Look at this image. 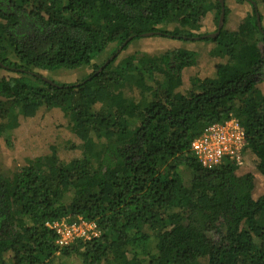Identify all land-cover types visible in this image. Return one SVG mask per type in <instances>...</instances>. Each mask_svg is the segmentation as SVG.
<instances>
[{
	"label": "trees",
	"instance_id": "1",
	"mask_svg": "<svg viewBox=\"0 0 264 264\" xmlns=\"http://www.w3.org/2000/svg\"><path fill=\"white\" fill-rule=\"evenodd\" d=\"M215 37L201 23L219 0H0V134L17 117L56 109L72 134L0 174V264H264V28L256 2ZM256 1V2H253ZM228 8L224 5V19ZM259 21L261 18L259 16ZM209 42L122 57L138 38ZM117 56L74 83L40 71L90 65L111 44ZM122 57V58H121ZM115 62V63H114ZM235 119L245 134L241 168L201 165L191 141ZM93 221L99 235L59 247L45 223Z\"/></svg>",
	"mask_w": 264,
	"mask_h": 264
},
{
	"label": "rangeland",
	"instance_id": "2",
	"mask_svg": "<svg viewBox=\"0 0 264 264\" xmlns=\"http://www.w3.org/2000/svg\"><path fill=\"white\" fill-rule=\"evenodd\" d=\"M223 3L228 8V14L223 21V26L229 30L235 29L242 21L244 13L251 12L252 10L247 1L223 0ZM256 9L261 18V26L264 28V4L260 1L256 2ZM201 23L203 31L206 33L214 32L217 27L212 12L202 18ZM211 46L212 44L209 42L188 43L186 41L150 36L132 40L124 50L122 57L135 52L152 55L174 48H188L196 52L197 59L196 65L190 69V74L202 76L201 67L207 59ZM114 48L115 44L113 43L102 51L99 57L94 59L90 65H82L74 69L40 71V74L47 81L55 83L82 81L93 71L94 65H100L112 56L110 52ZM10 75L12 73L0 67V78ZM260 88L264 94V83L260 84ZM5 137V133L0 134V174L7 177H11L19 165L26 164L37 155L49 152L51 148H55L62 154L67 155V147L73 142L66 118L56 109H49L32 117L18 115L17 125L14 133H11L8 147H4ZM248 170V167L242 165L237 170V174H243ZM253 192L256 195H261L264 192V186L255 181ZM75 264H79V262Z\"/></svg>",
	"mask_w": 264,
	"mask_h": 264
},
{
	"label": "built area",
	"instance_id": "3",
	"mask_svg": "<svg viewBox=\"0 0 264 264\" xmlns=\"http://www.w3.org/2000/svg\"><path fill=\"white\" fill-rule=\"evenodd\" d=\"M245 144V134L235 119L207 126L190 144V149L202 166L212 169L224 159L234 161L238 166L243 165L242 150ZM45 225L55 236V243L62 247L75 240L86 241L99 235L93 221L77 218L70 220L62 218Z\"/></svg>",
	"mask_w": 264,
	"mask_h": 264
},
{
	"label": "water",
	"instance_id": "4",
	"mask_svg": "<svg viewBox=\"0 0 264 264\" xmlns=\"http://www.w3.org/2000/svg\"><path fill=\"white\" fill-rule=\"evenodd\" d=\"M220 4H221V12H220V16L218 19V23H217V30L214 34H209L207 35L208 37H215L219 34L220 30L222 29L223 26V21H224V3L223 0H219ZM256 19H257V24H258V28L261 29V23L259 21V15H256ZM147 36H150L151 34H146ZM130 40V38H128L126 41H124L122 43V45H120L117 50L115 51V53L109 58L107 59L97 70V72H100L103 70V68L111 61L113 60L117 54L121 51L122 47ZM45 79V78H44ZM46 80V79H45ZM47 81V80H46Z\"/></svg>",
	"mask_w": 264,
	"mask_h": 264
}]
</instances>
